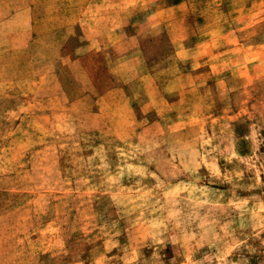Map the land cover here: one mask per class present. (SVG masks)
Wrapping results in <instances>:
<instances>
[{
	"label": "rangeland",
	"instance_id": "rangeland-1",
	"mask_svg": "<svg viewBox=\"0 0 264 264\" xmlns=\"http://www.w3.org/2000/svg\"><path fill=\"white\" fill-rule=\"evenodd\" d=\"M28 1L0 0V264H264V0Z\"/></svg>",
	"mask_w": 264,
	"mask_h": 264
},
{
	"label": "crops",
	"instance_id": "crops-1",
	"mask_svg": "<svg viewBox=\"0 0 264 264\" xmlns=\"http://www.w3.org/2000/svg\"><path fill=\"white\" fill-rule=\"evenodd\" d=\"M25 3H27L25 6V8H29L31 7V5L29 4V1L27 2V0H25ZM118 26H114V29H117ZM52 31V30H51ZM41 33V32H38ZM37 32H33L27 35H21V36H37L39 35ZM54 36H72V34L68 33L65 27H60L59 29H57V32L53 31Z\"/></svg>",
	"mask_w": 264,
	"mask_h": 264
}]
</instances>
